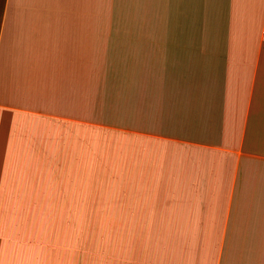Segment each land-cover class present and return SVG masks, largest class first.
Segmentation results:
<instances>
[{
    "label": "crops",
    "instance_id": "obj_1",
    "mask_svg": "<svg viewBox=\"0 0 264 264\" xmlns=\"http://www.w3.org/2000/svg\"><path fill=\"white\" fill-rule=\"evenodd\" d=\"M0 264H264V0H0Z\"/></svg>",
    "mask_w": 264,
    "mask_h": 264
}]
</instances>
